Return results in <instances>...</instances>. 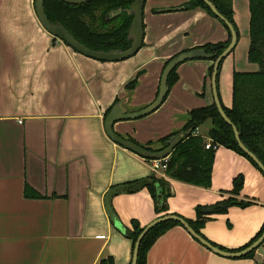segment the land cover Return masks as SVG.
I'll return each instance as SVG.
<instances>
[{
  "label": "crops",
  "instance_id": "obj_1",
  "mask_svg": "<svg viewBox=\"0 0 264 264\" xmlns=\"http://www.w3.org/2000/svg\"><path fill=\"white\" fill-rule=\"evenodd\" d=\"M33 1L0 0V264H98L107 255L114 264H129L131 242L109 221L103 199L113 185L147 179L150 159L111 141L104 114L116 97L126 111L148 104L168 58L224 41L226 28L200 7L183 8L184 0H144L139 49L122 60L101 61L52 36L39 23ZM230 1L237 36L220 63L216 85L225 107L231 105L232 71L257 70L246 52L248 1ZM210 63L204 58L179 63L158 108L117 120L113 130L139 145L188 131L189 110L213 102L206 77ZM133 78L134 86L126 89ZM209 126L207 120L199 131ZM213 150L209 186L166 176V203L169 213L193 219L196 204L226 197L232 178L242 174L238 197L250 202L212 214L200 228L209 242L236 251L264 220V176L233 149ZM25 186L40 196L25 195ZM110 205L126 227L132 218L144 226L156 216L144 186L114 194ZM145 259V264H264V240L251 255L226 257L178 224L154 240Z\"/></svg>",
  "mask_w": 264,
  "mask_h": 264
},
{
  "label": "trees",
  "instance_id": "obj_2",
  "mask_svg": "<svg viewBox=\"0 0 264 264\" xmlns=\"http://www.w3.org/2000/svg\"><path fill=\"white\" fill-rule=\"evenodd\" d=\"M131 1L132 0H87L82 3H67L63 0H42V7L46 18L50 22L61 23L70 34L86 47L105 51L112 48L122 49L130 44V39L126 37V34L131 22V14L127 13L125 8L130 5L129 3ZM211 1L215 5L217 11L232 24L235 34H237V29L232 18L231 1ZM247 1L249 13L247 31L249 42L246 49L247 59L256 64L257 70L232 71L231 105L226 107L222 105V108L225 115L235 125L238 137L243 145L255 154L258 160L264 165V0ZM182 4L185 9L200 7L209 15L218 19L208 5L201 0H185ZM118 8L121 9L120 12L110 14L111 11H115ZM218 20L226 28L227 38L224 39V41L207 42L206 44L197 46L203 48L205 52L213 53L212 57L207 58L210 60H213L218 54H220L230 40L227 26L220 19ZM167 60L163 63V66ZM221 61L218 64L217 70L219 69ZM176 66H174L167 76L166 83L168 87L177 77L175 71ZM206 70V77H210L212 71L211 63ZM218 74L219 70L216 75V85ZM135 81L136 78H133L125 83L124 87L126 89L132 88ZM117 100V97L113 99L108 106L107 111ZM207 120L210 121V126L207 129L206 134L208 138H211L213 144L233 149L235 152L245 156L252 165L260 171L255 162L239 149L235 137H233L230 124L221 118L213 102H210L208 105L192 107L188 112V120L185 125V128H188L189 130L182 140L179 141L168 154V160L163 169L165 176L160 174L156 175L151 172L150 176L147 177V182L143 184L151 196L152 207L156 214L155 218L164 214H169L166 198L169 196L170 190L166 176L193 185L196 184L204 187L209 186L210 169L214 150L212 148H204V138L200 135L191 133L192 128L206 122ZM170 136L171 135L168 134L158 138V143L156 145H153L152 142L142 145L148 149L159 150V148L167 145ZM260 172L264 176V173L262 171ZM131 182L135 181L126 183ZM242 182V174L239 173L235 175L232 178L231 189L228 190L229 192L226 197L214 201L211 204H196L194 208V218H182L189 223L194 231L203 237L200 228L204 225L205 221L210 219L212 214L223 213L231 205L244 207L250 202L247 199L242 200L238 197ZM24 194L33 197L40 196L28 186H25ZM178 224L181 225L176 220L166 219L147 230L139 241L140 243L137 250L135 264H145L146 252L151 244H153L154 240L167 229ZM143 228V225H140L136 219L132 218L129 220V226H125L124 232L120 233L125 238H129L133 247V241ZM263 229L264 220L260 228L250 240L236 249L246 247V245L251 243L261 234ZM213 244L221 249H225L219 244ZM252 252L253 249L246 252L243 257L251 255ZM98 264H114V259L107 255L100 258Z\"/></svg>",
  "mask_w": 264,
  "mask_h": 264
},
{
  "label": "water",
  "instance_id": "obj_3",
  "mask_svg": "<svg viewBox=\"0 0 264 264\" xmlns=\"http://www.w3.org/2000/svg\"><path fill=\"white\" fill-rule=\"evenodd\" d=\"M67 3H82L86 2L87 0H63ZM205 4L208 5L210 10L215 14V16L220 19L225 25L227 26L229 30L230 40L227 43V45L224 47V49L218 54L211 63V74L209 77L210 87L212 90V96H213V104H215L217 111L221 118L230 124L233 132V137H235L236 143L239 147V149L247 154L257 165L258 169L264 173V165L258 160V158L253 154L243 143L241 142L240 138L238 137V132L231 120L225 115L222 105L219 103L218 100V93H217V87H216V75H217V67L219 62L224 58V56L227 54L229 50L233 47L235 41H236V34L235 30L232 26V24L225 19L224 16H222L216 9L215 5L211 0H201ZM144 0H132L127 8H125L126 12L131 14L130 19V25L127 30L126 37L130 39V44L122 49L112 48L108 50H100V49H92L90 47H86L83 43H81L79 40H77L70 32L59 22H50L44 13V9L42 7V0H34L33 1V7L35 9V13L37 16V19L39 23L52 35L57 37L59 40H62L67 46L74 49L75 51L79 52L80 54L84 56H90L94 59L106 61V60H122L123 58H126L128 56H131L133 53H135L141 43H142V36H143V21H142V11L144 6ZM163 9H170V8H163ZM121 9L118 8L115 11H111L110 14L118 13ZM213 53L211 52H205L203 48L201 47H191L190 49L181 50L173 54L172 57H170L165 65L161 69L158 85H157V93L152 101H150L148 104L144 105L140 109L132 110V111H126L124 110V107L122 106L121 102L117 100L114 102L107 113L105 114L103 118V126H104V132L106 136L109 137V139L124 149H128L132 151L133 153L139 155L140 157H145L148 159H159L160 157H164L165 155L168 156L170 151L176 146V144L182 140V138L185 136V134L188 131H180L175 133L173 136L169 138V141L167 145L163 146L162 148H159V150H153L148 149L145 146H141L137 143H135L133 140H130L127 137H122L119 134H117L113 130V122L117 120H124V119H132L136 117H140L143 114L149 113L156 108H158L159 104L165 97V95L168 92V85L166 83L167 76L171 72V70L174 68V66L178 65L179 63L190 60L191 58H204L207 59L209 57H212ZM147 182V179H142L139 181L126 183V184H116L106 191L103 199V206L105 209V212L107 214V217L112 225H114L115 228H117L120 232H124L125 226L120 222L119 218L115 214L113 208L110 205V199L111 197L119 192H126L127 190H133L138 187L143 186V184ZM166 219H172L178 221L187 231V233L194 239L197 240L200 244H202L204 247H206L209 251H213L219 255L222 256H243L246 254V252L255 249L258 245H260L264 240V229L261 232L259 236L255 238L251 243L246 245V247L236 250V251H226L218 246L214 245L213 243H210L208 240H206L204 237H202L200 234H198L196 231L192 229V227L179 215L175 214H164L160 217L154 218L148 223L144 224V228L138 233L135 240L133 241V247L131 250V256H130V264L136 263V255L137 250L139 246V241L144 235V233L152 228L154 225L159 223L162 220Z\"/></svg>",
  "mask_w": 264,
  "mask_h": 264
},
{
  "label": "built area",
  "instance_id": "obj_4",
  "mask_svg": "<svg viewBox=\"0 0 264 264\" xmlns=\"http://www.w3.org/2000/svg\"><path fill=\"white\" fill-rule=\"evenodd\" d=\"M198 126H195L192 128L191 133L200 135L204 138V148H212L215 149L216 145L211 142V138H208L207 136H203L201 132L198 129ZM168 160V156L165 155L164 157H160L159 159H150V170L153 173H157L158 175L165 176V173L163 172V169L166 166V162Z\"/></svg>",
  "mask_w": 264,
  "mask_h": 264
},
{
  "label": "rangeland",
  "instance_id": "obj_5",
  "mask_svg": "<svg viewBox=\"0 0 264 264\" xmlns=\"http://www.w3.org/2000/svg\"><path fill=\"white\" fill-rule=\"evenodd\" d=\"M184 2H185V0H184ZM209 79V77H207V80ZM199 129V128H198ZM203 136H207V134H206V131H203L202 133H201Z\"/></svg>",
  "mask_w": 264,
  "mask_h": 264
}]
</instances>
